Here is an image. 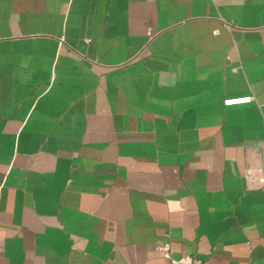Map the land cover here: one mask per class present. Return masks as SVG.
Here are the masks:
<instances>
[{"label": "crops", "instance_id": "obj_1", "mask_svg": "<svg viewBox=\"0 0 264 264\" xmlns=\"http://www.w3.org/2000/svg\"><path fill=\"white\" fill-rule=\"evenodd\" d=\"M250 168L264 0H0V264H264Z\"/></svg>", "mask_w": 264, "mask_h": 264}, {"label": "built area", "instance_id": "obj_2", "mask_svg": "<svg viewBox=\"0 0 264 264\" xmlns=\"http://www.w3.org/2000/svg\"><path fill=\"white\" fill-rule=\"evenodd\" d=\"M253 100L251 96L235 97V98H226L224 100L225 105H234L241 103H248ZM263 169H247L246 175L251 178H258L261 181H264ZM159 249L164 253V257L168 259L169 264H203L199 259L194 258L191 255H175L172 252L170 242H165L159 245Z\"/></svg>", "mask_w": 264, "mask_h": 264}]
</instances>
